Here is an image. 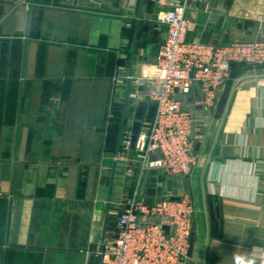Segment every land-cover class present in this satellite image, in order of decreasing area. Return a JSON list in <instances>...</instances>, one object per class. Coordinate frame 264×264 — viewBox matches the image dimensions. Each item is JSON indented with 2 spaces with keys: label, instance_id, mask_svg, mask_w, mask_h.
I'll return each mask as SVG.
<instances>
[{
  "label": "crops",
  "instance_id": "crops-1",
  "mask_svg": "<svg viewBox=\"0 0 264 264\" xmlns=\"http://www.w3.org/2000/svg\"><path fill=\"white\" fill-rule=\"evenodd\" d=\"M159 0H0V264H105L117 213L187 194L192 264H262L264 64L237 65L210 106L180 96L198 164L186 176L141 171L123 146L133 114L154 104L166 25ZM199 15H206L201 21ZM187 40H264L263 0H208L186 11ZM159 46V49L156 47Z\"/></svg>",
  "mask_w": 264,
  "mask_h": 264
},
{
  "label": "built area",
  "instance_id": "built-area-1",
  "mask_svg": "<svg viewBox=\"0 0 264 264\" xmlns=\"http://www.w3.org/2000/svg\"><path fill=\"white\" fill-rule=\"evenodd\" d=\"M264 1V0H263ZM168 7L156 20L166 25L155 68L140 79L143 94L155 113L147 133H138L133 158L141 171L162 169L186 176L198 164L192 143L195 120L180 96L195 84L200 104L210 106L219 88L230 78L231 64H264V40L211 44L187 40L193 21L186 11L193 3L208 0H159ZM130 134L123 146L130 149ZM194 209L184 194L145 203L136 193L117 213V234L105 240L99 252L105 264H190L187 251L193 232Z\"/></svg>",
  "mask_w": 264,
  "mask_h": 264
},
{
  "label": "water",
  "instance_id": "water-1",
  "mask_svg": "<svg viewBox=\"0 0 264 264\" xmlns=\"http://www.w3.org/2000/svg\"><path fill=\"white\" fill-rule=\"evenodd\" d=\"M206 17H207L206 15H199V18L201 19V21H204V19H206ZM156 49H159V46H157ZM244 64H245L244 62L232 63L231 68H233L234 66H237V65H244ZM195 87H197V89L200 92L199 86L197 84H195ZM200 94H201V92H200ZM145 107H146V102L144 100L138 102V104L135 108L134 114H133L134 122L132 124V130H131L132 134H131V138H130V150L128 153L130 158H132L134 155L133 148H134L136 137L140 131L141 120L143 119ZM174 199H176V198H174ZM193 243H194V239H193V236L191 235L190 240H189V247H188V251H187V256L189 258L191 257V254H192ZM262 264H264V258H263Z\"/></svg>",
  "mask_w": 264,
  "mask_h": 264
},
{
  "label": "clouds",
  "instance_id": "clouds-1",
  "mask_svg": "<svg viewBox=\"0 0 264 264\" xmlns=\"http://www.w3.org/2000/svg\"><path fill=\"white\" fill-rule=\"evenodd\" d=\"M240 264H244V262L241 261ZM247 264H253V262L252 261H248Z\"/></svg>",
  "mask_w": 264,
  "mask_h": 264
},
{
  "label": "rangeland",
  "instance_id": "rangeland-1",
  "mask_svg": "<svg viewBox=\"0 0 264 264\" xmlns=\"http://www.w3.org/2000/svg\"><path fill=\"white\" fill-rule=\"evenodd\" d=\"M189 263L192 264V263L190 262V259H189Z\"/></svg>",
  "mask_w": 264,
  "mask_h": 264
},
{
  "label": "bare ground",
  "instance_id": "bare-ground-1",
  "mask_svg": "<svg viewBox=\"0 0 264 264\" xmlns=\"http://www.w3.org/2000/svg\"><path fill=\"white\" fill-rule=\"evenodd\" d=\"M263 260V259H262ZM263 262V261H262Z\"/></svg>",
  "mask_w": 264,
  "mask_h": 264
}]
</instances>
